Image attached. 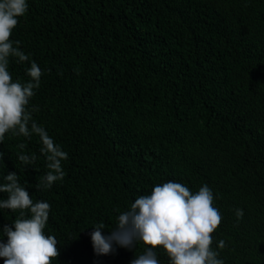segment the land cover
Instances as JSON below:
<instances>
[{"label":"trees","instance_id":"16d2710c","mask_svg":"<svg viewBox=\"0 0 264 264\" xmlns=\"http://www.w3.org/2000/svg\"><path fill=\"white\" fill-rule=\"evenodd\" d=\"M28 5L11 39L29 61L10 58L8 70L26 83L30 61L42 69L33 118L68 153L66 174L38 191L48 171L39 137L6 133L0 182L17 172L34 202L50 204L52 264H131L135 250L97 256L90 233L103 222L110 234L136 197L168 181L212 189L223 218L213 247L226 242L217 248L224 264H264V0ZM21 154L38 159L24 166ZM18 215L0 209V229Z\"/></svg>","mask_w":264,"mask_h":264},{"label":"clouds","instance_id":"9594fccd","mask_svg":"<svg viewBox=\"0 0 264 264\" xmlns=\"http://www.w3.org/2000/svg\"><path fill=\"white\" fill-rule=\"evenodd\" d=\"M28 7V0H0V143L6 133L28 140L34 134L39 137L40 152L48 169L36 184L40 191L63 181L66 173L62 161L68 159V153L33 118L38 107L31 106V100L41 85L42 69L34 60L30 61L31 66L26 69L30 79L26 83L14 82L8 70L10 58H16L20 64L29 61V55L19 47L20 42L11 39ZM19 147L24 149L26 145L21 143ZM4 156L0 151V161ZM18 159L24 166H31L38 157L21 154ZM2 180L0 193H7V198L0 199V209L19 213L12 223L14 228L5 224L0 229V257L4 264H52L59 250L55 236L45 233L50 204L43 200L34 202L19 183L17 172H8ZM214 201V193L207 184L196 192L180 182L157 184L150 194L136 197L130 208L118 214L110 234H103V222L95 225L90 233L94 252L100 256L115 254L118 247L135 250L131 264H161V252L167 256L168 264H224L217 248L225 249L226 242L220 240L217 248L213 247V234L223 219ZM243 215L242 209H235L237 222ZM3 236H7L6 243ZM141 244L143 250L136 254Z\"/></svg>","mask_w":264,"mask_h":264}]
</instances>
